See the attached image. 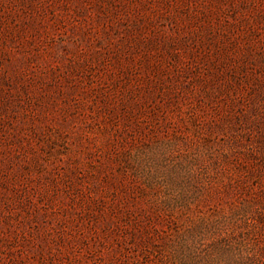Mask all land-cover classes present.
Listing matches in <instances>:
<instances>
[{"label":"rangeland","instance_id":"obj_1","mask_svg":"<svg viewBox=\"0 0 264 264\" xmlns=\"http://www.w3.org/2000/svg\"><path fill=\"white\" fill-rule=\"evenodd\" d=\"M0 264H264V0H0Z\"/></svg>","mask_w":264,"mask_h":264}]
</instances>
